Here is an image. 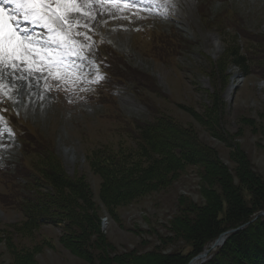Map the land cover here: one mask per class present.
I'll use <instances>...</instances> for the list:
<instances>
[{"label": "rangeland", "instance_id": "rangeland-1", "mask_svg": "<svg viewBox=\"0 0 264 264\" xmlns=\"http://www.w3.org/2000/svg\"><path fill=\"white\" fill-rule=\"evenodd\" d=\"M92 2H84L72 21L79 55L67 62L82 64V69L69 68L56 76L44 68L29 77L21 68L3 80L11 85L14 80L16 94L0 93V128L4 131L0 137L6 135L10 141L1 139L0 171L11 169L0 172V264H97L58 240L60 226L42 224L29 233L21 228L25 186L30 187L28 177L35 176L27 166L33 160L31 152L40 150V142L54 151L69 177L84 178L89 184L93 207L99 218L108 219L106 227L99 219L101 238L118 253L189 251L190 244L175 234L174 220L195 217L207 200V191L219 192L217 184L206 183L214 178L202 176L197 166H188L174 173L168 184L108 210L100 197L101 178L86 157L98 146L138 149L134 139L137 121L170 117L208 151H215L234 184H239L238 157L264 182V79L257 69L263 62L257 39L264 35V0H157L164 11L156 13ZM93 9L104 12L96 14ZM231 46L253 60L252 74L244 76L230 65L224 77L210 78L211 65ZM100 47L105 53L117 54L112 72L123 76L118 83L100 72ZM79 72L84 73L82 78ZM85 75L95 80L86 82ZM104 80L111 96L94 97L92 92ZM216 90L223 109L212 128L195 116L206 117L202 114L214 104L209 94ZM183 107L198 113L192 115ZM6 116L21 130L26 142L23 152L20 137L5 124ZM14 168L18 177L10 181L6 176L13 178ZM242 190L248 198V188ZM189 204H194L193 211L185 210ZM212 245L207 255L220 246L212 242L205 250ZM98 248L96 242L90 253L96 255ZM28 253L31 258L24 256Z\"/></svg>", "mask_w": 264, "mask_h": 264}, {"label": "trees", "instance_id": "trees-1", "mask_svg": "<svg viewBox=\"0 0 264 264\" xmlns=\"http://www.w3.org/2000/svg\"><path fill=\"white\" fill-rule=\"evenodd\" d=\"M233 40L237 41L236 38ZM261 42L257 49L262 50L261 65L264 67V38ZM252 61L242 54L239 47L225 48L219 62L211 65L209 77H224L230 65L237 66L244 76L249 75L252 73ZM262 67L257 66V69L264 76ZM209 97L214 104H210L202 114L206 117H195L204 125L216 128L219 111L223 107L217 90ZM182 109H189L192 115L198 113L190 108ZM134 133L138 149L98 146L87 154L90 167L101 178L102 202L108 210L110 207L113 209L168 184L170 177L182 167L197 166L202 176L214 178L213 181L207 179L206 183L217 184L219 192L207 191V200L196 210L195 217L174 218L175 234L190 244L189 251L113 252L101 238L100 215L91 202L89 184L84 178L69 177L49 147L42 152L43 147L49 146L46 142H40V150L34 153L27 166L31 167L35 176H29L31 186H25L21 228L28 232L46 223L60 226L62 231L58 240L69 249H78L81 257L91 262L95 260L97 264H187L219 234L239 227L264 211V182L246 168L241 157L237 158L239 184H234L231 176L226 177L227 172L223 171L225 168L218 161L215 151H208L172 118L160 116L153 121H137ZM243 186L248 188V198L244 190L241 192ZM193 205L189 204L185 210L193 211ZM91 238L95 239L86 245L85 241ZM96 242H99L97 256L90 253ZM24 256L31 258L32 254ZM198 264H264V216L226 235L223 243Z\"/></svg>", "mask_w": 264, "mask_h": 264}, {"label": "snow or ice", "instance_id": "snow-or-ice-1", "mask_svg": "<svg viewBox=\"0 0 264 264\" xmlns=\"http://www.w3.org/2000/svg\"><path fill=\"white\" fill-rule=\"evenodd\" d=\"M84 2L86 0H0V86L5 75L11 78L21 68L29 77L44 68L56 76L69 68L82 69L84 65H69L67 60L79 55L75 51L72 21L74 15L81 13ZM21 21L43 31L34 32L21 26Z\"/></svg>", "mask_w": 264, "mask_h": 264}, {"label": "bare ground", "instance_id": "bare-ground-1", "mask_svg": "<svg viewBox=\"0 0 264 264\" xmlns=\"http://www.w3.org/2000/svg\"><path fill=\"white\" fill-rule=\"evenodd\" d=\"M86 1H91V3H93L92 1H95V0H86ZM142 1V5H144L145 7H147V8H150V0H141ZM94 4H95V2H94ZM109 7H117L118 8V6H116V5H111V6H109ZM109 7H107V8H109ZM99 8V7H98ZM120 8V7H119ZM94 10V9H93ZM120 10V9H119ZM93 12V11H92ZM94 12L96 13V14H101V13H103L104 11H103V9H101L99 12H98V10L97 9H95L94 10ZM95 15V14H94ZM103 15V14H102ZM112 16V15H111ZM21 26H25L24 24H21ZM27 27H29L32 31H34V32H37V31H43V29H40L39 27H34V26H32V25H28ZM32 78V77H31ZM5 82V81H4ZM4 82H2V86H0V93H1V91L3 92V90H6V91H12L13 93H15L16 94V91H15V89H14V85H13V82H14V80H12L11 79V82H12V85L9 83V82H7L6 84L4 83ZM36 106H37V103H36ZM1 135V134H0ZM0 142H3L2 140H0ZM219 241H220V239H218V243H219ZM217 245H219V244H217ZM196 261H198V260H195V259H193L192 261H190V263L189 264H197L198 262H196Z\"/></svg>", "mask_w": 264, "mask_h": 264}, {"label": "water", "instance_id": "water-1", "mask_svg": "<svg viewBox=\"0 0 264 264\" xmlns=\"http://www.w3.org/2000/svg\"><path fill=\"white\" fill-rule=\"evenodd\" d=\"M262 216H264V211H260V212H259L254 218H252V219L249 220L248 222H246V223L240 225L239 227H237V228H233V229H230V230H227V231H225V232H222L221 234H219V236H218V237L215 239V241L213 242L214 245H215V246H216L217 244L220 245V244L223 242V240H224V238H225L226 235H228L229 233H232V232H234V231H236V230H238V229H241L243 226H245V225L251 223V222L254 221L256 218H258V217H262ZM218 239H220L219 243H218ZM212 248H213V245H212L209 249L205 250L203 253L194 256L192 259L189 260L188 264H189L190 261H192L193 259L198 260V261H199V260L203 261L204 258H205L206 255H207V253L209 252V250L212 249Z\"/></svg>", "mask_w": 264, "mask_h": 264}, {"label": "built area", "instance_id": "built-area-1", "mask_svg": "<svg viewBox=\"0 0 264 264\" xmlns=\"http://www.w3.org/2000/svg\"><path fill=\"white\" fill-rule=\"evenodd\" d=\"M100 221L102 227H106L108 225V219L106 216L100 218Z\"/></svg>", "mask_w": 264, "mask_h": 264}]
</instances>
